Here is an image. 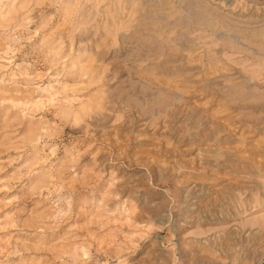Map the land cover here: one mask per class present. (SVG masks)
I'll return each instance as SVG.
<instances>
[{"label": "rangeland", "instance_id": "1", "mask_svg": "<svg viewBox=\"0 0 264 264\" xmlns=\"http://www.w3.org/2000/svg\"><path fill=\"white\" fill-rule=\"evenodd\" d=\"M262 30L264 0H0V264H264Z\"/></svg>", "mask_w": 264, "mask_h": 264}, {"label": "bare ground", "instance_id": "2", "mask_svg": "<svg viewBox=\"0 0 264 264\" xmlns=\"http://www.w3.org/2000/svg\"><path fill=\"white\" fill-rule=\"evenodd\" d=\"M152 1V0H151ZM209 25L212 27V28H214V29H216L217 28V24H216V22L215 23H209ZM256 33H258L259 34V36L261 37V39L262 40H264V30H262V31H260V32H253V34H256ZM151 52V51H150ZM156 56H157V53H156ZM162 66V65H161Z\"/></svg>", "mask_w": 264, "mask_h": 264}]
</instances>
